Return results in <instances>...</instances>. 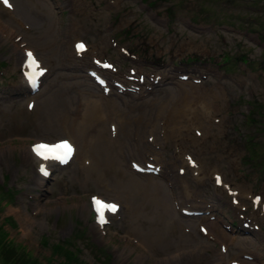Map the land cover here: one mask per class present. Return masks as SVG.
<instances>
[{
	"label": "rangeland",
	"instance_id": "374dc122",
	"mask_svg": "<svg viewBox=\"0 0 264 264\" xmlns=\"http://www.w3.org/2000/svg\"><path fill=\"white\" fill-rule=\"evenodd\" d=\"M77 40L83 55L72 50ZM25 47L42 57L45 75L35 90L24 89L20 74ZM56 91L103 105L91 133L100 132L102 145L119 142V166L129 175L142 180L131 166L137 163L152 178L148 188L169 206L168 221H179L160 232L157 245L132 233L131 225L146 231L144 220L126 223L122 208L138 200L97 180L101 169H81L80 155L33 178L35 168L24 160L30 143L67 135L81 150L75 134L38 123L43 101L56 107ZM203 102L214 112L201 109ZM200 110L220 124L203 121ZM117 121L124 130L114 139L107 126ZM190 122L202 138L193 137ZM174 142L199 168L222 173L242 203L233 204L200 170L195 179ZM2 184L0 223L13 226L3 230L42 264L61 260L53 244L66 245V238L79 264H264V215L256 206L264 202V0H0ZM95 194L121 206L102 226L88 207ZM142 209L152 220L150 208Z\"/></svg>",
	"mask_w": 264,
	"mask_h": 264
},
{
	"label": "bare ground",
	"instance_id": "6f19581e",
	"mask_svg": "<svg viewBox=\"0 0 264 264\" xmlns=\"http://www.w3.org/2000/svg\"><path fill=\"white\" fill-rule=\"evenodd\" d=\"M2 8H3V10L6 11V9H5L6 7H2ZM16 22H20V21H18L16 19ZM50 48L53 49V46H50ZM25 49H28V47H25L21 51L22 60H24L23 53H24ZM29 50L31 53L34 54L35 59L39 62L40 68L43 69V67H41V60H40L42 57L40 58L37 55V52H35L33 49H29ZM86 52H87V49L85 47L83 52L80 51L78 53H75V52L74 53L77 55L78 54L83 55V53H86ZM22 60H20V63L22 62ZM44 75L45 74L43 72V74L39 76L36 89L39 87V80L40 79L42 80ZM22 80L24 83V89H27L28 87L25 85V83H26L25 80L24 79H22ZM185 93H188V92H183L182 95L185 96ZM81 94H83V93H81ZM56 95H57V98L55 99V103H57V105L55 108H53L52 104L49 102V99H47L45 102L44 101L42 102L41 108H44V111H43L42 115L39 116L40 122L38 121V123L39 124L42 123L44 125H49V126L51 125L53 129H56V131H53L54 133H58L60 130H62L63 132H71V134L72 133L75 134L76 139H79L81 141V143H79V145H80L79 147L81 150L78 151V147H77L78 142L76 141L77 142L76 143L74 141V139L71 138V136L56 135L54 139H51V141L55 142V141L61 139V137H63L64 139H67L68 141H70L71 145L73 146L74 150H73L72 156L68 159V162L64 163L63 165H67V164L71 163L73 160L77 159L78 155H80L79 160H81V167H80L81 169H83L85 171L86 170H88V171L93 170L94 172L96 171V168L101 169L104 172L103 173L104 178L100 177V175L98 173H96L97 180H101L104 184H108L109 186L113 187L115 190L121 192L122 193L121 196L127 200L131 201L132 199H137L138 205L136 207H133L131 209L129 206V204H130L129 203L127 205V207L122 208L126 212L125 213L126 223L132 222L133 221L132 219L133 218L136 219V217L138 219H142L143 223L145 221L147 226H148V227H146V231L144 230L145 232L141 231L142 228L140 230L139 229L137 230L135 227H133V225H131V227H132L131 231H132V233H136V235L139 239L142 238L143 240L146 241L147 244L150 243L149 248H150V245H157L158 238L160 240V237H162L160 232H165L167 230L170 231L171 227H174V228L177 227L176 223H179V221H178V219L171 220L170 222L168 221L169 220L168 217L171 214L170 208L168 205H165V202L160 200V198H157V195L154 191H152L151 189L148 188V184L150 182H152V178L149 177L150 176L149 174H147V175L142 174V172L144 171L143 170L144 168L141 169L140 173L136 172V174L140 175L139 177L142 179L141 180L142 182H141L140 180H137L134 177L135 176L134 172H132L129 175L128 172H126L124 169H122L119 166V162L121 160V158H119L120 157V153H119V145L120 144H119V142L114 141L112 138V139L108 140V144L102 145L101 144V142H102L101 137L102 136L100 135V132L96 131V134H95V132L91 133V131L94 130V128H92V127H94V125L96 126L97 123L100 122L101 112L104 111V110H102V108L104 106L103 105L101 106L97 101H94V100H91V101L87 100L86 101L85 97L83 98L81 95L80 96L77 95L76 98H68V97H65L64 95H62L61 92L57 93V91H56ZM48 103H49V106L51 107L52 112L54 109L55 115L51 116L49 111L46 109V108H49ZM112 105L113 104H110L109 102H108V105L107 104L105 105L107 107L106 110L108 113H109V110H111V108L113 107ZM207 106H209V105L206 102L201 103V109H203V108L205 109ZM32 108L34 109V106H32ZM209 111H210V113L214 112V109L209 106ZM199 112L201 113V117H202L203 121L205 119L206 120L209 119L210 120L209 122H211L213 125L220 124L219 118L217 119V122L213 121L211 119V117L209 116L210 113H208L207 110L206 111L200 110ZM180 113H179V115H180ZM182 116H184V115H181L180 118H182ZM175 118H177V117H175ZM115 119H118V117H116ZM123 119H124V123H126V120L124 117H123ZM171 121H172V117L170 118V122ZM121 124H122L121 122L117 121L115 124L109 123L107 126L108 132L110 133V135L112 137H114V139H115V136L117 135V133H120L124 130V125L121 126ZM168 124H170V123H168ZM192 125H193V123L190 122L187 126L190 129V132L192 133L193 137L194 138H202V133H201L202 130L200 129V127L196 128V127H194V125L193 126ZM119 126H121V127H119ZM191 126H192V128H191ZM195 126H197V125L195 124ZM57 130H58V132H57ZM129 131L130 130H126L125 131L126 134H128ZM53 132L50 131L49 135H53L54 134ZM130 133H131V131H130ZM148 139L151 140L150 138H148ZM36 142H38V141L36 140ZM45 142H48V141H45ZM174 144L175 145L173 148L175 150V153L183 156V159L186 160L187 164H188V161H191L192 166H190V171H191L192 175H195V179H199V177H200L199 173L197 172L198 170H200V172L203 173L204 177H206V175H208L209 177L213 178V181H215V180H217V178H219V183H218V185H216V187L218 189L224 188V190L226 191L225 194L228 195V199L229 200L231 199L233 204L240 205V203H242L243 195H241V193H239V190H237L236 187H234V185L223 181L222 173L219 174L217 171L212 170V169H207L206 171H204V166H202V165L199 168V164H197L196 161L191 160L190 157L186 158L189 152L187 153L185 150L182 149V147H181L182 144H180L179 142H177V143L174 142ZM24 152H25L24 154L26 155L24 157V160L29 161V163L31 164L30 166L32 168L33 167L35 168L34 169L35 171L33 170L32 172H33V178L36 181L42 180V177L39 175V172H37V165L38 164H44L45 165V169L49 172V174H47V177L51 174L50 171L53 167L60 166V164L55 162V161L37 160L36 157L34 156V154L32 153V151H30L29 146H27V148ZM229 186H231V188H229ZM181 195H182V193H181ZM182 196L183 197H181V199L184 201L186 197L184 195H182ZM262 203H263V205H262ZM116 205L118 206V209L114 214H117V212L120 211L119 209L121 208L120 203H117ZM143 206H147L148 208H150V212L152 214H154V216L151 218L152 220H149L150 217L149 218L146 217L147 214H145L144 209H142ZM256 206H257V208L260 207V209L262 211V212L261 211L260 212L262 213V215H264V202L258 201V205H256ZM243 208H245V210H246V206H244ZM116 217H117V215H116ZM251 218L253 219L254 215L251 216ZM154 219L156 221H154ZM263 219H264V216H263ZM136 223H138V222H136ZM175 229H177V228H175ZM203 232L204 233H202V234H204L205 237L210 235L208 230H204ZM202 234H201V232H199V235H202ZM221 236L224 237V235H221ZM151 238H152V240H154V242L153 241L150 242ZM210 238H211V240L214 239L212 237H210ZM139 242H141V241H139ZM147 244H144V245L147 246ZM230 262H232V260L229 261L227 264H230Z\"/></svg>",
	"mask_w": 264,
	"mask_h": 264
},
{
	"label": "snow or ice",
	"instance_id": "6c2138e0",
	"mask_svg": "<svg viewBox=\"0 0 264 264\" xmlns=\"http://www.w3.org/2000/svg\"><path fill=\"white\" fill-rule=\"evenodd\" d=\"M8 0H3V3L7 4ZM83 44H77V51L84 50ZM26 60L24 62V67L26 71V79L35 84L40 75L43 74V69L40 68L39 62L35 59L34 54L31 52L25 53ZM73 147L68 141H60L54 144H48L45 142H39L31 147V151L38 159L42 161H59L61 163H67L68 159L73 154ZM41 173L47 174L44 165H41ZM219 183V178H217ZM92 210L95 213L96 220L99 224L103 225L107 223V213H115L118 206L114 203H108L101 200L98 197H92L91 199Z\"/></svg>",
	"mask_w": 264,
	"mask_h": 264
},
{
	"label": "trees",
	"instance_id": "16d2710c",
	"mask_svg": "<svg viewBox=\"0 0 264 264\" xmlns=\"http://www.w3.org/2000/svg\"><path fill=\"white\" fill-rule=\"evenodd\" d=\"M4 185L2 184L0 186V190H4ZM3 192V191H2ZM13 191L10 189H6L4 192V195L8 197H12ZM1 197V196H0ZM2 197L0 198V202H2ZM3 224H6L7 226L13 227L12 222L8 219H3V221L0 223V261L2 264H42L39 262V260L35 259L34 256H31L28 253V250H26L24 246L17 245V243H13L11 239H8V236H6L3 228ZM63 243H66V245H60L58 243L53 244V250L56 251L59 249V254L62 255L61 260H58L57 262H54L53 264H79L81 263L80 260L76 259V254H74L70 249H66V246L69 245V239L66 238V240H63ZM16 245V246H15ZM22 253V255H18L15 253Z\"/></svg>",
	"mask_w": 264,
	"mask_h": 264
}]
</instances>
